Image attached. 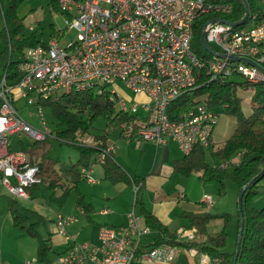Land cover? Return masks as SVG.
Masks as SVG:
<instances>
[{
    "label": "built area",
    "instance_id": "built-area-1",
    "mask_svg": "<svg viewBox=\"0 0 264 264\" xmlns=\"http://www.w3.org/2000/svg\"><path fill=\"white\" fill-rule=\"evenodd\" d=\"M264 1V0H263ZM68 29H75L72 40L60 44L58 37L45 44L28 47L21 57L23 76L15 85L0 81V183L15 198L29 196L26 187L39 181L38 166L29 164L24 153L10 150L9 135L21 139L22 133L34 140L52 137L44 121L37 98H58L59 90L83 89L106 85L111 99L123 110L137 117L140 139L154 143H170L183 155L195 145L207 147L217 123L218 114L203 100L185 106L174 102L185 92L199 87L203 81H224L239 73L247 82L264 80L256 66L231 56L250 58L264 63V19L250 26L237 27L222 19L232 9L224 0H57ZM202 18V31L207 43L216 48L204 53L191 50L197 22ZM29 28H32L30 26ZM201 52V51H199ZM222 54L224 56H220ZM133 93L127 95L117 85ZM18 89V92H15ZM139 96H142L141 98ZM16 99L34 105L41 128L30 126L17 112ZM239 154V153H238ZM111 157V148L99 149L95 158L80 170L85 178L96 164ZM237 164V162H236ZM235 164V165H236ZM220 167H226L221 162ZM136 193L138 186L132 184ZM209 205L211 196L203 194ZM72 215L56 213V232L69 246L57 264H133L136 261L170 263L180 252L171 244L142 245L141 235L149 230L139 223L132 208L121 225H100L98 242L76 241L69 233ZM194 227H179L176 239H193ZM190 249V248H189ZM25 264H38L35 258Z\"/></svg>",
    "mask_w": 264,
    "mask_h": 264
},
{
    "label": "trees",
    "instance_id": "trees-1",
    "mask_svg": "<svg viewBox=\"0 0 264 264\" xmlns=\"http://www.w3.org/2000/svg\"><path fill=\"white\" fill-rule=\"evenodd\" d=\"M22 0H0V81L4 77L6 85L18 83L23 73L19 69L21 57L28 47L46 42L39 38L35 32L24 34L25 26L21 16L17 13V8ZM232 4L229 13L224 14L222 19L227 21H237L244 14V5L241 0H224ZM249 12L244 19L242 27L247 23L258 22L264 19V12H256L259 9L257 0H247ZM51 5L59 11L57 0H52ZM202 18L197 22L191 42L192 50L205 49L202 43ZM57 30L51 32L52 37H58ZM264 66V63H263ZM229 77V76H227ZM203 81L199 87L182 94L174 105L183 109L198 100H203L210 106L216 104L224 105L227 113L236 119V127L229 134L222 144L215 145L212 142V134L209 138L208 146L200 144L186 155L172 160L173 168L181 175L197 173L200 181L216 180L218 182L217 192L221 193L222 177L227 174L225 167H220L221 162L230 159L234 153H239V160L232 168L229 176L233 178L241 188L249 180L242 196V217L243 231L241 244L234 262L236 251L237 235L239 230L240 214L237 212L235 235L232 248L227 246V226L231 222L232 216L229 213H218L210 211L182 212L188 220L184 227H194L196 235L193 239H176V232L168 229L156 215L146 209L139 189L142 184L138 176L130 180L111 157H107L104 165L106 177L116 182L125 180L138 186L135 193L134 203L139 214L149 228L156 230V235L146 246H156L160 244H171L177 247L194 248L198 252L208 257L206 264H264V206L256 208L250 201L256 194L257 182L264 177V80L258 82H247L244 79L243 85L252 89V111L245 115L241 110V100L237 95L236 83L234 81ZM36 102L41 105L50 106L56 119L53 136L60 142L75 145L77 149V159L72 167L80 169L88 166L95 158L99 149L106 148L107 134L117 130L118 136L122 138H132L138 135L136 126V115L123 111L116 107L115 101L111 99L109 88L106 85L100 87L88 86L83 89L69 88L58 95L40 98ZM102 118L105 121L106 129L103 133L90 134L89 127L93 122ZM84 135H91L93 143L81 140ZM50 137L44 140H33L28 145H21V152L25 154L29 164L38 166L39 181L26 187L30 197L33 199L45 198L48 192L49 202H63L71 191L77 190L74 181L63 178L62 173L54 166L52 160L46 152V143ZM209 150L212 156L218 158L215 165H211L205 157ZM47 198V196H46ZM45 198V199H46ZM75 206L87 214L92 210V205L84 200V196L79 194L75 200ZM8 208L13 226H17L29 233H36L37 223L45 224L47 219L38 210L26 208L19 204L15 197L8 199ZM221 217L223 227L215 232L206 233L207 223L213 219ZM53 251L50 238L40 239L36 252V261L39 264L50 262V254Z\"/></svg>",
    "mask_w": 264,
    "mask_h": 264
},
{
    "label": "crops",
    "instance_id": "crops-1",
    "mask_svg": "<svg viewBox=\"0 0 264 264\" xmlns=\"http://www.w3.org/2000/svg\"><path fill=\"white\" fill-rule=\"evenodd\" d=\"M17 13L21 16L19 10ZM139 97L141 98L142 96ZM115 131L116 135L113 137L109 136L112 132H108L106 140L108 147L111 148V158L130 180L134 176L141 178L139 184L142 185L139 192L144 206L156 215L162 223L166 224L169 230L176 232L179 227H184L188 224V220L181 214L182 212L209 211V205L202 200V195L215 194L217 192L216 184L200 181L197 173L195 177H192L193 173L187 176L182 175L185 178L180 177L181 174L176 173L172 165L174 158L184 156L178 148L170 143L156 144L142 140L139 135L132 138H122L118 136L117 130ZM17 139L21 144L22 140ZM19 148H21V145ZM80 169L72 167L68 171L61 172L63 178L76 182L77 190L75 191L71 209L64 213L63 211L62 213L55 212L74 217L73 222L68 225L67 229L69 233L76 235V241H87L90 244H96L98 242L99 226L103 224L114 226L124 224L127 220V212L132 208L139 216V223L146 225L134 203L135 192L133 191L132 183L125 180L110 181L105 175L103 164H96L92 168L90 174L97 179L93 182L88 181ZM69 176L70 179L68 178ZM79 194H82L84 200L93 206L89 214L75 206V200ZM5 196L7 198L10 197L0 183V201H2L0 204V232L7 230L10 233L13 230L12 236L19 237L24 232L11 224L8 202ZM3 197L5 199H2ZM15 199L22 206L38 210L42 214L43 210H49L48 205L42 204L44 202H40V199H32L30 195L26 198ZM43 215L45 216V214ZM1 217L4 218L3 225ZM53 220H51L50 233L57 238L51 240V242L52 249L54 243L59 242L61 244L58 257L67 249L69 243L63 235L56 232ZM171 223L175 225L173 228L170 226ZM152 232L154 235L149 236L148 242H142V236L144 234L150 235ZM156 233V230L149 228L147 232L141 235V244L150 243ZM2 244L3 242L0 247L3 246ZM26 255L25 253L18 254L13 250L4 252L0 248V264H25L28 259ZM57 257L47 264H57ZM176 258L177 264L178 262L185 264H206L208 262V257L194 248H188L187 253H183L180 249Z\"/></svg>",
    "mask_w": 264,
    "mask_h": 264
},
{
    "label": "rangeland",
    "instance_id": "rangeland-1",
    "mask_svg": "<svg viewBox=\"0 0 264 264\" xmlns=\"http://www.w3.org/2000/svg\"><path fill=\"white\" fill-rule=\"evenodd\" d=\"M52 0H22L17 8V12L19 10V13L22 18V22L25 26L24 34L27 35L30 32H35V34L43 39L45 42H47L51 38V32L53 30H57V33L60 34L58 36L60 44H65V42L72 40L75 36V29H68V26L66 25L64 21L63 14L55 10L51 5ZM257 4L259 6V9H257L258 12H264V1L263 0H257ZM251 24L247 23L245 26H250ZM32 26V28H29ZM209 45L213 48H216V45L213 42H210ZM192 50V47H191ZM193 51V50H192ZM198 53H204L205 49L201 50H195ZM201 51V52H199ZM228 81H234L236 83V90L237 95L240 97L241 100V110L245 115H249L252 111V89L250 87H245L243 85L244 78L239 73H232L229 77H227ZM117 87L124 91L125 94L133 96V93L126 89L122 84H118ZM63 89L59 90V93H62ZM15 92H18V89H15ZM41 105V104H40ZM44 121L46 122V125L48 129L51 131V133H54L56 119L54 117V114L52 112V109L50 106L41 105ZM15 107L17 108V112L19 115L24 119L30 126L34 128H41V121L39 116L36 113V107L34 105H28L26 104L24 99H18L15 101ZM117 108L118 105H116ZM212 110L218 114L217 123L214 126L213 132H212V142L217 144H222L225 139L229 136V134L233 131V129L236 127V119L234 116H231L227 113L224 105L216 104L212 106ZM134 114L137 117H141L144 114V111L141 107H137L134 111ZM105 128V121L102 118L96 119L93 124L89 127L90 134L94 133H103L106 129ZM112 132L110 137H113L116 135V131H110ZM8 140L10 143V150L16 153H22L19 146L23 145L26 146L30 142H32L34 139L26 134L22 133L21 135V144L17 139L16 135H9ZM81 140L87 143H93V140L91 138V135H84L81 137ZM46 152L47 155L54 160V166L57 168L60 172L68 171L72 168V164L77 159V149L75 145L73 144H67L65 142H60L58 139H55L54 137H50L49 141L46 143ZM206 160L211 164L215 165V163L218 161V158L211 155L209 150L205 153ZM239 160V154L234 153L231 155L230 159L225 161L226 167H225V174L222 177V186H221V193L216 192L215 194L210 195L212 197V200L209 204V211L210 212H220L224 213L227 212L229 215L232 216L231 222L229 226H227V246L226 248L230 249L233 245L234 235H235V228H236V220H237V212H238V194H239V185L238 183L229 176V173L231 172L232 168L235 166L236 162ZM172 171V170H171ZM177 173V172H176ZM196 173L192 174V177H195ZM180 175V174H179ZM66 177V175H64ZM182 178H185L184 176H180ZM70 179V176L68 177ZM213 182L216 184V187L218 188V182L216 180H209L204 181V183ZM84 187V186H83ZM48 192L45 193V198H40V202H44L42 204H46L49 207V210H43V214H45V217L47 219V222L45 224L43 223H37L35 225V231L36 233H29L27 230H24L22 228H19L17 226H13L17 229H20L24 232L19 237H13V230L12 232H8L7 230H4L3 232H0V244L3 242V246L0 247L1 250L4 252H7L8 250H13L18 254H27L26 256L28 259H33L36 257L37 247L38 243L40 242V239H46L50 238V240L56 239L57 237L52 236L51 232V220L54 219L56 216V211L66 212L67 210L71 209L75 192L71 191L69 194H67L63 205H59L57 202H49L48 199ZM6 201L8 202V199L6 196ZM4 197L2 199H5ZM252 204L256 208H261L264 206V177H262L257 182V191L256 194L252 196L251 200ZM2 201H0L1 204ZM5 203V201H4ZM3 203V204H4ZM2 218V225L4 218ZM11 218V217H10ZM51 219V220H50ZM12 224V222H11ZM172 228L175 226L171 223L170 225ZM223 227V220L221 217L213 218L211 219L207 225L205 232L206 233H212L215 231L220 230ZM234 228V229H233ZM53 230V229H52ZM154 235L152 232L150 235L144 234L141 238L142 242H146L149 236ZM182 240H185L183 238ZM148 242V241H147ZM60 243H54L53 244V251L50 254V261H53L57 255L59 254L60 249ZM181 251L183 253H187V249L184 247H180ZM189 252V251H188ZM182 253V252H181ZM6 256V254H4ZM58 259V257H57ZM177 259V258H176ZM175 259V260H176ZM173 260L170 263H162V262H144V261H136L133 264H177V262ZM43 264V263H42ZM178 264H185L178 262Z\"/></svg>",
    "mask_w": 264,
    "mask_h": 264
},
{
    "label": "water",
    "instance_id": "water-1",
    "mask_svg": "<svg viewBox=\"0 0 264 264\" xmlns=\"http://www.w3.org/2000/svg\"><path fill=\"white\" fill-rule=\"evenodd\" d=\"M243 5H244V14L243 16L237 20V21H233L231 22L233 25H241L243 24L244 22V19L247 17L248 15V12H249V7H248V3H247V0H241ZM216 20H222L224 21V19H216ZM201 39H202V43L204 45V48L207 49L208 51L210 52H213L214 51L211 49V47L209 46V44L207 43V40L205 38V33L204 31H202V35H201ZM220 56H224L222 54H219ZM231 59H234V60H243L251 65H254L256 66L260 71H262L264 73V66L259 64L258 62L250 59V58H246V57H235V56H231ZM250 181L249 180L247 183H245L240 189H239V194H238V202H237V205H238V211H239V214H240V222H239V230H238V235H237V243H236V251H235V255H234V262H235V259L237 257V254H238V251H239V248H240V244H241V237H242V231H243V226H244V222H243V213H242V196H243V192L244 190L246 189V187L250 184ZM235 264V263H233Z\"/></svg>",
    "mask_w": 264,
    "mask_h": 264
}]
</instances>
